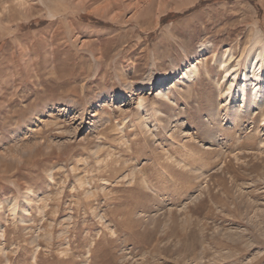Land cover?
Segmentation results:
<instances>
[{
    "label": "rangeland",
    "instance_id": "374dc122",
    "mask_svg": "<svg viewBox=\"0 0 264 264\" xmlns=\"http://www.w3.org/2000/svg\"><path fill=\"white\" fill-rule=\"evenodd\" d=\"M263 46L264 0H0V264H264Z\"/></svg>",
    "mask_w": 264,
    "mask_h": 264
},
{
    "label": "bare ground",
    "instance_id": "6f19581e",
    "mask_svg": "<svg viewBox=\"0 0 264 264\" xmlns=\"http://www.w3.org/2000/svg\"><path fill=\"white\" fill-rule=\"evenodd\" d=\"M264 56V46L262 47V49L260 50V53L258 54V56ZM259 61V60H258ZM261 64H260V66L258 67V65H259V62H254L253 63V66H249L250 68H253V72H255L254 73V76H255V80H259L261 77H263L264 76V71H263V66H264V59H262V61L260 62ZM251 64V63H250ZM257 67H258V69H257ZM259 70V72H256L257 70ZM235 82V81H234ZM232 86V85H231ZM230 86V87H231ZM255 86H257V85H255ZM233 87V86H232ZM242 88H243V86H242ZM241 88V89H242ZM240 89V90H241ZM244 89V88H243ZM242 89V90H243ZM246 89V88H245ZM229 90H230V88H229ZM245 91V90H244ZM230 92V91H229ZM243 92V91H242ZM255 92V94L256 95H258L259 96V93H262V92H264V87H258L257 88V90L256 91H254ZM164 94V93H163ZM255 94H253V96L255 95ZM246 95V94H245ZM244 95V96H245Z\"/></svg>",
    "mask_w": 264,
    "mask_h": 264
}]
</instances>
